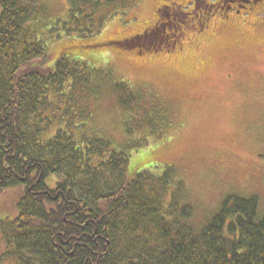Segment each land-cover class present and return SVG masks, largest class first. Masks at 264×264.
<instances>
[{
	"label": "trees",
	"instance_id": "obj_1",
	"mask_svg": "<svg viewBox=\"0 0 264 264\" xmlns=\"http://www.w3.org/2000/svg\"><path fill=\"white\" fill-rule=\"evenodd\" d=\"M66 1L65 19L52 23L49 37H92L135 2ZM43 11L39 0H0V193L21 189L16 215L0 219L6 247L0 264H264V206L256 196L227 195L201 228L182 229L175 221L187 222L191 210L161 208L160 191L173 184L168 173L129 178L124 148L74 137L83 111L63 106L60 115L51 99L65 101L59 91L75 90L89 73L84 62L65 56L44 66ZM116 85L121 110L132 113L134 94L125 83Z\"/></svg>",
	"mask_w": 264,
	"mask_h": 264
},
{
	"label": "rangeland",
	"instance_id": "obj_2",
	"mask_svg": "<svg viewBox=\"0 0 264 264\" xmlns=\"http://www.w3.org/2000/svg\"><path fill=\"white\" fill-rule=\"evenodd\" d=\"M39 3L44 29L38 38L46 41L48 53L44 66L65 56L84 62L89 73L75 90L59 91L65 101L51 99L50 109L60 115L63 106L83 111L72 130L77 140L102 138L124 148L129 178L142 171L168 173L173 184L160 191L161 208L167 213L188 207L187 222L175 221L182 229L201 228L227 195L256 196L264 206V17L235 25L217 16L202 28L197 8L192 10L199 0H135L92 37L55 38L47 30L65 19L67 1ZM134 41L136 46L123 45ZM106 42L111 44L94 46ZM119 82L136 98L130 114L112 93ZM20 193V188L0 193L1 220L16 215ZM3 241L0 235V255Z\"/></svg>",
	"mask_w": 264,
	"mask_h": 264
},
{
	"label": "flooded vegetation",
	"instance_id": "obj_3",
	"mask_svg": "<svg viewBox=\"0 0 264 264\" xmlns=\"http://www.w3.org/2000/svg\"><path fill=\"white\" fill-rule=\"evenodd\" d=\"M197 7L193 4L195 17L202 21L198 27H207V25L217 16L224 24L243 25L249 21H257L264 17V0H199ZM196 6V7H195ZM208 7L207 10L205 7ZM187 13V12H186ZM193 14V15H194ZM184 15H189L184 14ZM220 21V20H219ZM253 24V23H251ZM178 26V25H177ZM164 29V28H163Z\"/></svg>",
	"mask_w": 264,
	"mask_h": 264
}]
</instances>
